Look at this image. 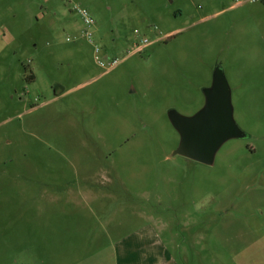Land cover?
I'll return each instance as SVG.
<instances>
[{
    "label": "rangeland",
    "instance_id": "obj_1",
    "mask_svg": "<svg viewBox=\"0 0 264 264\" xmlns=\"http://www.w3.org/2000/svg\"><path fill=\"white\" fill-rule=\"evenodd\" d=\"M217 66L248 136L207 165L168 112ZM137 231L264 264V0H0V264H124Z\"/></svg>",
    "mask_w": 264,
    "mask_h": 264
},
{
    "label": "water",
    "instance_id": "obj_2",
    "mask_svg": "<svg viewBox=\"0 0 264 264\" xmlns=\"http://www.w3.org/2000/svg\"><path fill=\"white\" fill-rule=\"evenodd\" d=\"M205 103L192 115L170 109L169 119L180 135L174 154L212 165L220 147L232 138H245L236 123L232 92L220 66L213 72L212 83L204 89Z\"/></svg>",
    "mask_w": 264,
    "mask_h": 264
},
{
    "label": "crops",
    "instance_id": "obj_3",
    "mask_svg": "<svg viewBox=\"0 0 264 264\" xmlns=\"http://www.w3.org/2000/svg\"><path fill=\"white\" fill-rule=\"evenodd\" d=\"M131 237L135 240L128 239ZM119 242L121 251L126 254L124 264H177L173 253L156 232L137 231Z\"/></svg>",
    "mask_w": 264,
    "mask_h": 264
},
{
    "label": "built area",
    "instance_id": "obj_4",
    "mask_svg": "<svg viewBox=\"0 0 264 264\" xmlns=\"http://www.w3.org/2000/svg\"><path fill=\"white\" fill-rule=\"evenodd\" d=\"M84 15H86L85 12H84ZM86 22H87V23H92L93 21H92L91 18H87V17H86ZM138 49H142L141 45H138Z\"/></svg>",
    "mask_w": 264,
    "mask_h": 264
}]
</instances>
